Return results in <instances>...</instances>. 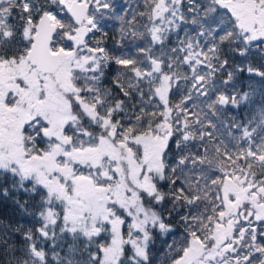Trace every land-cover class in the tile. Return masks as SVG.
Returning a JSON list of instances; mask_svg holds the SVG:
<instances>
[{
	"label": "snow or ice",
	"instance_id": "obj_1",
	"mask_svg": "<svg viewBox=\"0 0 264 264\" xmlns=\"http://www.w3.org/2000/svg\"><path fill=\"white\" fill-rule=\"evenodd\" d=\"M0 264H264V0H0Z\"/></svg>",
	"mask_w": 264,
	"mask_h": 264
},
{
	"label": "trees",
	"instance_id": "obj_2",
	"mask_svg": "<svg viewBox=\"0 0 264 264\" xmlns=\"http://www.w3.org/2000/svg\"><path fill=\"white\" fill-rule=\"evenodd\" d=\"M159 247H160V244L158 243V244H157V248H159Z\"/></svg>",
	"mask_w": 264,
	"mask_h": 264
}]
</instances>
